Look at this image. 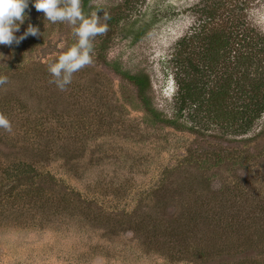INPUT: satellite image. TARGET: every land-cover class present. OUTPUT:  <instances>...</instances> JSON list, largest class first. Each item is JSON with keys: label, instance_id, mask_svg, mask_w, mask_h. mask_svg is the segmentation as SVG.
Listing matches in <instances>:
<instances>
[{"label": "rangeland", "instance_id": "rangeland-1", "mask_svg": "<svg viewBox=\"0 0 264 264\" xmlns=\"http://www.w3.org/2000/svg\"><path fill=\"white\" fill-rule=\"evenodd\" d=\"M97 3L108 31L66 91L48 67L73 26L29 0L15 35H42L0 44V264H264V112L233 120L264 76V0H90L86 16ZM218 31L219 64L204 50ZM117 70L148 76L150 108ZM224 73L238 83L214 111ZM171 76L202 84L203 103L167 95Z\"/></svg>", "mask_w": 264, "mask_h": 264}, {"label": "clouds", "instance_id": "clouds-1", "mask_svg": "<svg viewBox=\"0 0 264 264\" xmlns=\"http://www.w3.org/2000/svg\"><path fill=\"white\" fill-rule=\"evenodd\" d=\"M28 5L29 0H0V44L10 46L13 43L19 44L29 35H42L32 24L28 25L22 35H15L26 19L25 10ZM82 5L83 0H34V7L38 12L44 13L45 20L52 23L67 22L73 26V36L77 38L76 43L60 55L57 62L48 67L53 77L50 83H54L60 91L67 90L75 73L93 63L94 40L108 31L107 23H101L102 16L98 14L102 11L105 21L110 18L104 12L103 6L97 3L96 11L86 16ZM8 82L9 78L6 75L0 76V86ZM166 90L167 95H176L178 92L179 83L173 76L168 78ZM0 128L8 133L12 132V123L3 113H0Z\"/></svg>", "mask_w": 264, "mask_h": 264}, {"label": "trees", "instance_id": "trees-1", "mask_svg": "<svg viewBox=\"0 0 264 264\" xmlns=\"http://www.w3.org/2000/svg\"><path fill=\"white\" fill-rule=\"evenodd\" d=\"M90 0H83V6L86 7L88 5ZM197 33V32H196ZM195 33V34H196ZM194 36V34L189 35ZM185 36L181 43L177 44L181 46L182 43L187 39ZM230 38L231 35H227L224 31H218L213 32L208 40V43L206 44L207 47H205V52L209 55L212 63H215L217 61V64L222 60L224 57V53L226 51V48H228V45H230ZM246 36L245 39L246 40ZM243 40V41H244ZM250 43V42H248ZM177 47V46H176ZM181 54V51L179 52V49L176 48L175 51L172 52V59L171 62L175 64H179L181 60H179V56ZM207 55V57H208ZM250 55V54H249ZM244 58L249 59L252 58L251 56H245ZM190 59V58H189ZM190 62V61H189ZM192 63V62H190ZM252 63V62H250ZM196 66V65H195ZM197 71H200L198 66H196ZM120 71V70H117ZM123 73L131 82H133L139 91V94L144 101V103L147 105L148 108H150V104L147 100V90L150 86V81L147 75L145 74H130L126 72ZM247 79V78H246ZM177 81L179 83V88L182 92L181 94V101L186 104V101L190 99L192 104L200 105L203 103V99L201 98L202 92L204 89V86L200 83H191L189 81L185 82L181 78H177ZM234 83H238L236 79L233 78L232 74L230 73H224L215 86L216 88L209 89V97L205 100V103H208L210 105L211 110H219V106L221 107L223 103L226 102L227 98L229 97L230 93L233 91L232 88L235 87ZM252 84V95H249L251 99L250 104H246L245 106H242L240 110L237 111L238 115H235L236 119L233 118V120L238 121V123H241L240 126L243 127V129L248 130L251 129L255 123V121L261 117V115L264 112V76L259 78L258 80H255L254 82H251ZM246 91L247 90H244ZM215 108V109H213ZM185 106L182 105V109ZM217 108V109H216ZM241 122H240V121Z\"/></svg>", "mask_w": 264, "mask_h": 264}]
</instances>
